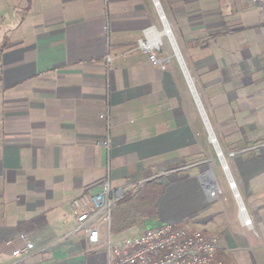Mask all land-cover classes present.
<instances>
[{
    "label": "crops",
    "instance_id": "0c3cea01",
    "mask_svg": "<svg viewBox=\"0 0 264 264\" xmlns=\"http://www.w3.org/2000/svg\"><path fill=\"white\" fill-rule=\"evenodd\" d=\"M238 1L158 0L225 148L242 142L239 113L246 142L264 140V18ZM160 21L153 0H0V264H104L73 232L71 204L106 182L162 187L143 231L175 224L215 240L224 264H264V156H228L250 209L240 198L231 225L204 182L202 119L179 74L140 48L167 47ZM229 24L250 35L220 39ZM21 235L33 250L16 258Z\"/></svg>",
    "mask_w": 264,
    "mask_h": 264
},
{
    "label": "built area",
    "instance_id": "2783aa9c",
    "mask_svg": "<svg viewBox=\"0 0 264 264\" xmlns=\"http://www.w3.org/2000/svg\"><path fill=\"white\" fill-rule=\"evenodd\" d=\"M246 1L255 6L264 18V0ZM140 48L147 52L152 66L165 69V62L157 57L154 48L149 47L147 42L141 41ZM98 146L107 147V142ZM229 189L232 192L237 190L233 181L229 182ZM209 196L215 198L216 190H212ZM122 198L123 191L113 190L106 182L100 192L81 194L71 204L73 232L84 233L89 246L103 250L104 264H222L217 258L218 245L215 240L171 223L115 239L111 231L112 214ZM239 210L241 214L242 210ZM245 216L242 218L243 224L251 228L252 221ZM20 240L24 247L12 253L16 258L33 250V245L24 235L20 236Z\"/></svg>",
    "mask_w": 264,
    "mask_h": 264
},
{
    "label": "rangeland",
    "instance_id": "374dc122",
    "mask_svg": "<svg viewBox=\"0 0 264 264\" xmlns=\"http://www.w3.org/2000/svg\"><path fill=\"white\" fill-rule=\"evenodd\" d=\"M240 2H241V4H248L244 0H241ZM250 8H251V6H250ZM160 27H161V30H160V32H161L163 30L162 25H161V21H160ZM227 28L232 31L231 32L232 34L225 33V35H221L219 37L220 39L227 38V39L240 41L241 38H243V37L247 38L248 34L250 33V32L249 33L246 32V33L242 34L240 32H237L238 28L236 26L231 27V24H229V27H227ZM162 39H163V43L165 41L167 47L163 46L160 43L158 45V47L154 48V51H155L157 57L165 62V65L167 67H169V66L175 67V70L177 71V73L180 76L179 78H177V82H178L179 86L181 87L182 96L185 95V91H186V99H187L186 100V109H187V112L189 115L192 114L193 116H195L196 118H199L201 120L202 118L199 114V111L196 107V104L194 102V99L192 97V94L189 90L187 83H185L187 90L184 86V83H182V82H185V79H184L182 71L178 65V62L175 58L171 44L169 43V40L166 36L162 37ZM179 50H180V48H179ZM180 53H181V51H180ZM181 55H182V58L184 60L185 65H186V68L190 74V70H189L188 65L186 63L185 57L183 56L182 53H181ZM190 77L192 79V82L194 83V87L196 89V92H197L198 97L200 99V102L202 104V107L206 113V116H207L208 121L210 123V127L214 133V136H215V139L219 145V148H220L222 154L224 153L223 156H224V159L226 161V164L230 165V161H231L230 158L231 159H235L238 157L249 158L251 156L252 157L257 156L258 154H261L262 156H264V140H262V134H259V136L257 137L259 139H258V141H255V142H246L245 138L243 137V133L247 132L248 131L247 129H249V128L246 129L245 123L243 121L244 118H243L241 113L237 114L233 118L234 121L232 123L234 126H237L239 128L238 132L241 136L242 142L241 143L240 142H234V143L233 142H227L225 144L226 148L224 147L223 141H222L221 136L218 132V127L216 126L217 118L213 119L212 114H211V108L210 107H212V109H214V108H213V105L211 104V102L209 103L207 100V97L209 95L207 97L205 95H203L201 92H203L204 90H201L200 88L198 89L196 86V81L192 78L191 75H190ZM205 91H206L205 93H209V91H207L206 89H205ZM208 98L210 99V97H208ZM215 117H216V115H215ZM223 121L224 120L222 118L219 122L222 123ZM227 136H225V137L227 138ZM202 138H203V143H202L203 154H202L201 159L204 161L201 164L204 166V172L207 173L204 177V182H207L206 176L208 175V173H210L209 175H211L212 182L216 185L215 189H217V184H218V186L222 190L220 202H219L218 206H216L215 209L220 208L222 210V212L224 213L225 219L227 221H229L231 223V225H234L235 221H237L236 218H238L237 216L235 217L234 208L238 207L237 206L238 203H237V200L234 197V195L232 196V194L229 191L223 189V186H225V184H226V186L229 189V182L230 181H233L236 184V186H239V196L242 199V201H243L245 207L247 208L248 212H250L246 195H245L244 191L240 188V185L237 183V181L232 178V174L230 173V170L228 169V172H226L227 175L224 172L222 165H221L218 157L216 156V152H215L212 144L208 140V131H207V128L204 125L203 121H202ZM227 140H229V139H227ZM244 140H245V142H244ZM209 151L211 152V155L209 154ZM227 153H229V154H227ZM212 156H214V157L212 158ZM263 180H264V174L262 175V181ZM213 183L211 184L212 186H213ZM215 189H213V190H215ZM232 193H235V192H232ZM126 195L129 196L127 199H125ZM217 197H219V194ZM217 197H215V198H217ZM122 200L123 201H121L119 204H117L116 208L113 211L112 220H111V228H115L116 230L118 228H123L124 231L119 232V234H117V235H114L115 239L129 237V236L135 235L139 231H143L145 229V226L143 223L146 220H148V218H150V217L153 218L152 214L156 213V208H157V200L153 201L151 194H149L147 192V186L146 187L145 186H136L135 188L130 190L129 193H127V192L123 193ZM263 222H264V220H263ZM262 241L264 242V240H262ZM220 257L221 256L217 253L218 260H220L222 262V264H224V261H222V259Z\"/></svg>",
    "mask_w": 264,
    "mask_h": 264
},
{
    "label": "water",
    "instance_id": "95a60500",
    "mask_svg": "<svg viewBox=\"0 0 264 264\" xmlns=\"http://www.w3.org/2000/svg\"><path fill=\"white\" fill-rule=\"evenodd\" d=\"M153 2H154V6H155V8H156V10L158 12V15L160 17V20H161V22L163 24V32H162V34L164 36H167L168 39H169V41H170V43H171V46H172V49H173L175 58L177 59V62L179 64V66H180V69L182 71V74H183V76L185 78V81H186V83H187V85L189 87V90H190V92L192 94V97H193L194 102L196 104V107H197V109L199 111V114H200V116L202 118V121H203L204 125L207 128V131H208V140L212 144V146H213V148H214V150L216 152V156L218 157V159H219V161H220V163L222 165V168H223L224 172L226 173V172H228V167H227L226 161H225L224 156H223V154H222V152H221V150L219 148V145H218V143H217V141L215 139L214 133H213L211 127H210V123H209L208 118L206 116V113H205V111H204V109L202 107V104L200 102V99H199L198 94L196 92V89L194 87V84L192 82V79L190 77V74H189V72H188V70L186 68V65L184 63V60H183V58L181 56V53H180V51L178 49V46L176 44V41H175V39H174V37H173V35L171 33V30L169 28V25H168V23L166 21V18H165L164 14H163V11H162V9L160 7V4H159L158 0H153ZM212 136H213L214 139H211ZM208 174H210V173H208ZM226 175H227V173H226ZM213 187L216 188V185L215 186H211V188L208 189V192L209 193L211 192V189ZM234 196H235V198H236V200H237V202L239 204V207L241 209V206H243V205H242V202L241 201H238L239 195L237 194V195H234Z\"/></svg>",
    "mask_w": 264,
    "mask_h": 264
},
{
    "label": "trees",
    "instance_id": "16d2710c",
    "mask_svg": "<svg viewBox=\"0 0 264 264\" xmlns=\"http://www.w3.org/2000/svg\"><path fill=\"white\" fill-rule=\"evenodd\" d=\"M146 187V186H145ZM146 189V188H145ZM147 192L151 194L153 201H156L157 198L162 193V187L161 186H147ZM123 201V200H121ZM153 215V214H152Z\"/></svg>",
    "mask_w": 264,
    "mask_h": 264
},
{
    "label": "bare ground",
    "instance_id": "6f19581e",
    "mask_svg": "<svg viewBox=\"0 0 264 264\" xmlns=\"http://www.w3.org/2000/svg\"><path fill=\"white\" fill-rule=\"evenodd\" d=\"M157 35H158V34H157ZM157 35H156V33L153 32V36H154V38H156ZM158 36H159V35H158ZM156 41H157V40H156ZM155 45H156V44H155ZM211 139H214L213 136L211 137ZM206 180H207V182L210 183V184L213 183V182H212L211 175H209V174L206 176ZM211 182H212V183H211ZM213 186H214V183H213ZM237 194H238L237 191H235V194H234V195H237ZM238 201H241V200H240V197H238ZM241 210H242V211L244 210L243 206H241ZM242 213H243V212H242Z\"/></svg>",
    "mask_w": 264,
    "mask_h": 264
}]
</instances>
